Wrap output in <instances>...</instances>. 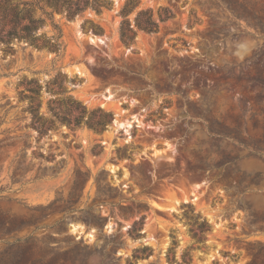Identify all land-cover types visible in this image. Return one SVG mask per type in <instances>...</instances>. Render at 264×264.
Returning <instances> with one entry per match:
<instances>
[{"label":"rangeland","instance_id":"rangeland-1","mask_svg":"<svg viewBox=\"0 0 264 264\" xmlns=\"http://www.w3.org/2000/svg\"><path fill=\"white\" fill-rule=\"evenodd\" d=\"M112 1L100 14L56 15L61 58L25 44L7 58L0 51V104L17 102L23 77L46 85L61 69L68 95L116 119L103 133L62 125L38 142L35 130L22 128L21 105L8 111L0 139L31 136L0 149V206L36 220L1 236L0 252L32 234L63 250L89 248L87 264H264V153L216 133L217 122L235 131L238 119L244 136L264 135V0H138L132 26L141 9L158 19L169 7L175 16L158 32L137 29L130 45L120 36L127 0ZM57 96L44 89V113ZM24 140L55 158L22 152ZM190 209L201 216L196 227L211 226L201 248ZM142 217L136 236L131 227ZM172 234L178 243L169 254ZM144 246L150 250L139 251Z\"/></svg>","mask_w":264,"mask_h":264},{"label":"trees","instance_id":"trees-1","mask_svg":"<svg viewBox=\"0 0 264 264\" xmlns=\"http://www.w3.org/2000/svg\"><path fill=\"white\" fill-rule=\"evenodd\" d=\"M138 0H127L121 10L124 20L120 26V36L126 45L135 41L137 29L148 33L158 32L160 23L165 22L175 16L173 10L169 7H161L158 10V19L155 18L154 10L151 8L141 9L135 17V26H132L128 19L130 12L138 5ZM113 7L112 0H0V51L3 58L14 56L16 54L17 44H25L33 50L48 51L56 55V58L64 56L65 45L63 42V30L56 18V15L66 17L68 20H74L82 16L87 10H94L102 13L104 9ZM90 27L95 32H101L99 25L93 24ZM51 26L52 33L48 34L44 29ZM68 78L67 73L61 69L56 71L55 76L43 85L37 78L23 77L16 84L17 102L11 104L8 99L0 107L9 106L4 115L0 116V125L5 122L8 111L18 105H21L23 129H33L37 132V141L42 137L49 135L51 131L58 130L62 125H66L71 130L79 127H88L95 133H103L108 125L114 120L111 111H106L102 107L89 110L88 107L72 95H68L64 84ZM58 94L55 98H50L47 103V113L42 111L43 91ZM237 126L234 130L225 128L226 120L217 122L216 133L219 136H226L236 140L242 145H250L257 153H264V135L262 138L246 137L243 128L236 119ZM7 132L11 133V130ZM23 136L29 138L31 135L25 133ZM22 135L8 134L0 139V149L5 146H16L23 138ZM31 148L33 156L45 159H54L55 154H46L38 148H33L32 144L24 140V147L21 151ZM120 156L128 155L125 149L119 150ZM18 168V167H17ZM16 170L13 172V180L16 177ZM3 188H0L2 192ZM2 196L0 195V199ZM49 208L42 207L38 211H45ZM191 225L190 231L198 247H204L207 241V234L211 231V226L207 220L200 221V214L194 213V210L186 211ZM36 215H17L4 210L0 206V238L4 235L21 229L27 225H35ZM144 226V217L134 222L131 227V233L141 236V230ZM38 228V226H37ZM178 241L172 234V245L169 254L174 252ZM149 246H144L139 251L147 252ZM92 251L83 246L76 249H61L50 238L36 235H27L17 237L9 241L6 247L0 252V264H87ZM191 255L185 253L184 262L191 261ZM175 261V260H173Z\"/></svg>","mask_w":264,"mask_h":264},{"label":"water","instance_id":"water-1","mask_svg":"<svg viewBox=\"0 0 264 264\" xmlns=\"http://www.w3.org/2000/svg\"><path fill=\"white\" fill-rule=\"evenodd\" d=\"M114 123H116V119L114 120Z\"/></svg>","mask_w":264,"mask_h":264},{"label":"bare ground","instance_id":"bare-ground-1","mask_svg":"<svg viewBox=\"0 0 264 264\" xmlns=\"http://www.w3.org/2000/svg\"><path fill=\"white\" fill-rule=\"evenodd\" d=\"M78 227V226H77ZM73 228V227H72ZM86 233V232H85ZM90 235V234H89Z\"/></svg>","mask_w":264,"mask_h":264}]
</instances>
